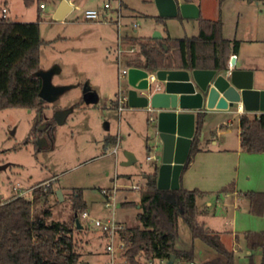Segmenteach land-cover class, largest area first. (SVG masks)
<instances>
[{
  "label": "rangeland",
  "instance_id": "rangeland-1",
  "mask_svg": "<svg viewBox=\"0 0 264 264\" xmlns=\"http://www.w3.org/2000/svg\"><path fill=\"white\" fill-rule=\"evenodd\" d=\"M61 1L42 0L44 7L38 8V0L29 5L23 0H0V15L5 7V15L12 20L31 22L39 14V35L44 41L39 69L58 68L52 83L72 85L53 102H43L40 113L18 107L0 110V201L15 194L17 183L20 190H28L25 196L32 198L34 193L29 187L53 177L51 191L46 190L48 193L34 203L32 213L41 216L44 209H49L50 219L70 221L75 214L71 196L74 190H80L84 210L89 214L85 218L76 212L83 226V231L75 235L80 259L87 264H106V237L97 235L92 219L113 217L117 221L126 220L128 226L138 225L136 206L121 207L119 203L125 198L138 199L139 187L144 186L146 174L158 167L162 150L155 135V121H151L155 119L153 111L127 104L118 112L112 106L118 90L127 95L129 89L126 76L120 74L124 65L118 62L117 53L123 45L118 43L126 36L151 37L155 31L162 37L193 36L198 33V25L196 20L181 16L157 18L153 0H123L128 6L120 0H65L72 4V9L63 18H55ZM104 2L110 5L106 10ZM87 12L97 16H87ZM259 47L264 51V46ZM85 83L96 92V103L83 101ZM155 84L156 81L151 82V86ZM57 109L67 110L58 123L52 120ZM49 120L54 121L52 134L41 136L44 140L39 146L31 131L34 127L42 129ZM128 148H132L136 161L125 164ZM147 155L153 158L147 159ZM55 189L63 190L62 200L57 198ZM102 189L109 190V200L118 204L114 215L111 206H105ZM205 215L199 213V220H204ZM223 243L230 247V238L224 236ZM174 246L183 250L192 248L197 264L214 253L203 241L191 238L181 217L177 220ZM246 248L244 237H239L234 247V264H251ZM258 260L257 255L253 256L254 264ZM145 264H190V261L176 259L168 263L166 259H154Z\"/></svg>",
  "mask_w": 264,
  "mask_h": 264
},
{
  "label": "trees",
  "instance_id": "trees-1",
  "mask_svg": "<svg viewBox=\"0 0 264 264\" xmlns=\"http://www.w3.org/2000/svg\"><path fill=\"white\" fill-rule=\"evenodd\" d=\"M191 1V0H184ZM221 1V0H219ZM29 5L33 0H23ZM38 3H43L38 0ZM40 8V7H38ZM181 15L178 14L177 17ZM157 18H161L157 15ZM221 20L198 17V33L193 36L161 38L126 36L124 48L137 46L134 52H122L120 63L125 67H138L153 71L158 69H216L226 68L230 40L221 36ZM44 41L39 35V14L35 21L22 22L0 15V110L18 107L37 111L41 79L36 75L40 68V48ZM164 46L166 48H164ZM74 106H77L75 103ZM112 106L117 107L116 99ZM52 120H54L52 118ZM50 121L53 126L54 121ZM203 113L195 119V131L186 161L179 175L178 189H159L156 186L157 166L146 174V182L140 188V207L137 213L139 225L124 226L119 235L124 239L121 257L127 264H145L154 259L193 261V249H177V220L181 217L188 225L191 238L203 241L213 250V255L199 264H234V250L227 248L218 232L208 228L198 218L197 198L204 191L187 189L180 184V176L191 163L195 153L201 150L200 131ZM37 126V125H36ZM240 148L245 152H264V112L256 115H239ZM43 131L33 128L36 139ZM46 190L51 191L50 187ZM33 190L32 198L13 194L0 201V264H79L81 253L76 239L74 217L70 221L50 219L49 209L41 216L32 213L34 203L48 191ZM233 191L230 183L221 188ZM252 214H261L264 192L245 191ZM74 212H81L85 203L80 190L71 196ZM246 247L259 250V264H264V230L244 232ZM138 256L142 259L136 260ZM250 263L254 264L249 255Z\"/></svg>",
  "mask_w": 264,
  "mask_h": 264
},
{
  "label": "crops",
  "instance_id": "crops-1",
  "mask_svg": "<svg viewBox=\"0 0 264 264\" xmlns=\"http://www.w3.org/2000/svg\"><path fill=\"white\" fill-rule=\"evenodd\" d=\"M120 1L128 6L123 0ZM191 2L198 6L199 16L202 18L221 20V36L230 40L225 65L227 66L228 58L234 55L233 67L252 70L253 87L264 89V78L262 77L264 63L261 62L264 59V51L262 47H259L264 46V0H221L220 2L218 0H191ZM198 17L189 19L196 20L198 25ZM235 108L236 104L226 110L207 109L202 112L201 150L195 153L191 163L180 176V184L184 188H197L204 191L197 198L198 209L206 210L204 220L200 221L211 230L218 232L222 242L224 236L229 237L231 246H225L233 250L237 247L239 237H244V232L264 230V206L261 214L250 213L249 202L242 194L249 190L264 192V152L241 150L240 113L235 111ZM260 112L248 111L247 114L256 115ZM126 151L133 152L132 148ZM52 178H43L39 182L44 180L51 182ZM230 183L233 185V191H220L222 187ZM141 187H139L137 200L125 198L119 203L121 207L136 206V220H138L137 213L140 207ZM61 192L63 194V190ZM117 209L118 204L115 203L111 207V214L114 215ZM124 221L118 220L120 223ZM126 223L127 221L123 225L128 226ZM80 229L83 231L82 225ZM95 231H98L97 235L100 238L105 237L100 230ZM250 253L252 260L255 255L259 257L257 263L259 264V250L250 251L246 248L248 257ZM80 262L87 264L82 260Z\"/></svg>",
  "mask_w": 264,
  "mask_h": 264
},
{
  "label": "water",
  "instance_id": "water-1",
  "mask_svg": "<svg viewBox=\"0 0 264 264\" xmlns=\"http://www.w3.org/2000/svg\"><path fill=\"white\" fill-rule=\"evenodd\" d=\"M160 17L197 18L198 6L191 1L153 0ZM71 9L62 0L55 18H63ZM152 38H161L155 31ZM164 48H166L164 46ZM231 69H158V82L151 86L146 76L147 71L138 67H129L126 73L129 89L127 104L130 107L147 108L155 113V135L161 143V158L157 167L156 186L159 189H178L179 175L186 161L191 140L195 131V119L198 113L207 109L226 110L235 104H242L246 111L264 112V89L253 87V71L233 67L235 57H231ZM58 68L36 71L41 79L38 92L39 101L53 102L64 91L71 88L68 84L52 83V76ZM82 99L85 103H96L98 96L89 88L88 83L82 87ZM41 108L38 109L40 113ZM67 114V110L54 111L55 122ZM38 145L44 140L38 137ZM135 160L132 153L126 151L125 164ZM58 199L63 195L60 189L55 190ZM77 228H81L77 213L74 214ZM171 254L168 263L174 261Z\"/></svg>",
  "mask_w": 264,
  "mask_h": 264
},
{
  "label": "built area",
  "instance_id": "built-area-1",
  "mask_svg": "<svg viewBox=\"0 0 264 264\" xmlns=\"http://www.w3.org/2000/svg\"><path fill=\"white\" fill-rule=\"evenodd\" d=\"M109 6L110 5L108 2H104L103 8H108ZM39 7L43 8L44 4L40 3ZM1 11H2V15L6 16L5 15L6 8L3 7L1 9ZM86 14H87V16H90V17H94V16L96 17L97 16V13L87 12ZM133 26H135V24H133ZM118 44H121V41ZM136 49H137V46H131L128 48H124V47L119 48L118 53H117L118 62L120 63V54L122 52H124V51L125 52H134ZM232 56H234V55H231L227 61L228 69H231V67H232L231 62H230ZM127 70H128V67L123 66L121 71H120L121 76L125 77ZM146 71H147L146 78H147L148 82L151 83V82L156 81V83H157L158 80L156 77V70H153V71L146 70ZM116 102H117L116 109L118 112L123 110L124 107L127 105V95L123 94V90H118V92L116 93ZM235 111H237L240 114L248 112L243 108L242 104H240V103L236 104ZM151 121H152V118H151ZM113 152H116V148L113 150ZM151 158H153V157L150 155H147V159H151ZM49 186H50V181L44 180V181H41V182H38V183L32 185L31 187H29V189L31 191H33L35 188H40L42 190H46ZM15 189H16L15 194H17V195H24L25 196V193L28 191L27 189L26 190H20L18 188V183L16 184ZM101 192L103 195L106 196L105 206L113 207L114 203L109 200V198L111 197V192L109 190H106V189H102ZM80 215H81V217H85V218L89 217V214L86 210L81 211ZM92 225H93V227L100 230L106 237L105 250L108 254V260H107L106 264H127L126 261L121 257V251L124 247V239L119 235V232L124 228V225L122 223L114 220L113 217H109L106 219L93 218L92 219ZM136 260H137V258H136ZM190 264H197V263L194 261H191Z\"/></svg>",
  "mask_w": 264,
  "mask_h": 264
},
{
  "label": "flooded vegetation",
  "instance_id": "flooded-vegetation-1",
  "mask_svg": "<svg viewBox=\"0 0 264 264\" xmlns=\"http://www.w3.org/2000/svg\"><path fill=\"white\" fill-rule=\"evenodd\" d=\"M42 108H43V103H42L41 109H42ZM37 111H38V110H37ZM40 121H41V120L38 121L37 125L40 123ZM50 121H51V120L47 121V122L45 123V125L43 126L42 129H38L39 131H43L42 135H40V136H38V137L43 136L45 133H47V134H49V135L52 134L53 126H50V125H49V124H50ZM38 137H37V138H38Z\"/></svg>",
  "mask_w": 264,
  "mask_h": 264
}]
</instances>
